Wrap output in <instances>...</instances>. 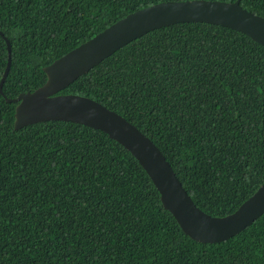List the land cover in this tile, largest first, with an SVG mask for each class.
I'll return each instance as SVG.
<instances>
[{"label": "trees", "instance_id": "trees-1", "mask_svg": "<svg viewBox=\"0 0 264 264\" xmlns=\"http://www.w3.org/2000/svg\"><path fill=\"white\" fill-rule=\"evenodd\" d=\"M190 0H0V264H264V214L221 243L190 239L148 175L105 133L48 121L14 129L43 69L140 9ZM239 5L264 19V0ZM58 95L89 98L162 152L193 203L232 214L264 182V48L205 23L162 27Z\"/></svg>", "mask_w": 264, "mask_h": 264}, {"label": "water", "instance_id": "water-1", "mask_svg": "<svg viewBox=\"0 0 264 264\" xmlns=\"http://www.w3.org/2000/svg\"><path fill=\"white\" fill-rule=\"evenodd\" d=\"M180 23H205L239 32L264 48V19L243 9L239 2L208 0L167 1L135 11L43 69L46 81L33 92L7 102L17 103L14 129L48 121L80 124L105 133L138 162L150 178L182 232L202 244L221 243L249 227L264 214V182L236 211L211 217L193 203L159 148L134 125L101 104L77 95H58L101 61L142 36ZM6 79L10 62L7 42Z\"/></svg>", "mask_w": 264, "mask_h": 264}]
</instances>
